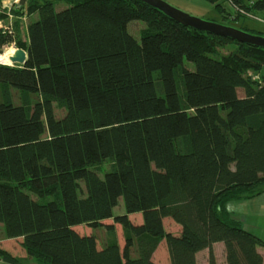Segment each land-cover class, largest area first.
Segmentation results:
<instances>
[{"label":"trees","instance_id":"trees-1","mask_svg":"<svg viewBox=\"0 0 264 264\" xmlns=\"http://www.w3.org/2000/svg\"><path fill=\"white\" fill-rule=\"evenodd\" d=\"M54 1L68 7L37 5L27 41H16L25 64H0L6 238L22 239L27 257L45 264H153L162 240L170 264H196L204 250L216 264L220 243L226 264H263L264 243L225 206L264 192V50L184 28L138 0ZM225 1L235 24L264 22V0ZM132 22L146 26L140 42L127 32ZM8 35L0 33V53ZM217 43L236 50L216 59ZM105 161L113 167L100 178ZM166 219L177 235L165 232ZM115 225L128 235L122 251L116 243L99 250L75 230Z\"/></svg>","mask_w":264,"mask_h":264},{"label":"rangeland","instance_id":"rangeland-1","mask_svg":"<svg viewBox=\"0 0 264 264\" xmlns=\"http://www.w3.org/2000/svg\"><path fill=\"white\" fill-rule=\"evenodd\" d=\"M0 0V33L5 35H10L12 37V44L3 48L2 53L0 56L3 55H10L19 49H23L20 46L16 45V41L20 40V42H26V28L27 26L37 20V15L34 13H30L31 10L36 8L37 5L42 4L46 1L53 2L55 11L59 12L68 6L61 2H56L54 0H24V3L21 4L23 0ZM168 4L169 6L186 13L192 17L198 18L203 21L213 22L222 25H232L231 27L243 29L247 31L249 34L264 37V22L258 17L260 16L263 18L262 14H257L258 18L256 19H240V21L235 24L232 20L233 15L230 16L229 13V4L225 0H220L217 3H209L204 0H161ZM251 4L250 2H247ZM222 6L219 12H217V6ZM241 25H244L241 27ZM146 26L141 22H132L127 26V32L130 36H132L137 42H140V36L143 31H145ZM13 34L14 36H12ZM8 35V36H9ZM236 47L234 44H223L217 43V55L216 59L222 60L229 56L231 53L235 52ZM9 57V58H10ZM6 66H19V65H12L10 63H0ZM184 66L189 69L193 70V67L185 63ZM245 77H250L255 81H259L261 79V74H256L253 72H247ZM238 96L243 97L242 91H238ZM55 115L58 118L63 117L64 112L57 107H55ZM113 163L112 161H105L98 169L97 173L100 178L110 172L112 170ZM28 195L35 201L38 199L32 194L31 192H26ZM114 215H125L124 210V203L123 200L120 199L117 208L114 209ZM129 220L133 224H140L142 223V217L140 214L138 215H131L128 217ZM242 219V218H241ZM244 222V218L242 219ZM260 224L264 228V220L261 219ZM104 225H111L112 221H105L103 222ZM245 224L242 223L243 229L245 228ZM164 230L166 233H170L172 235H177L179 233V227L174 225L170 220L166 219L163 221ZM80 235L85 236H94L97 242V248L101 250L102 248L106 247V245L110 243H116L120 250L122 251L126 238L127 233L121 228L119 225H115L113 227V232H108L104 228H99L92 230L86 226H79L75 229ZM260 234V232H256ZM257 234V235H258ZM134 246L130 250V258L136 259L137 258V251L135 241L133 240ZM0 252L4 253L5 255L9 256L13 261H16L15 264H45L38 259H30L27 257L24 249L22 248V239L17 240H8L5 236L4 229L0 225ZM153 264H170L169 257L165 245V241H160L158 248L153 254L152 257ZM0 264H4V261L0 259Z\"/></svg>","mask_w":264,"mask_h":264},{"label":"water","instance_id":"water-1","mask_svg":"<svg viewBox=\"0 0 264 264\" xmlns=\"http://www.w3.org/2000/svg\"><path fill=\"white\" fill-rule=\"evenodd\" d=\"M138 1L158 11L174 23L184 28L201 32L206 35L227 39L248 47L264 50V37L252 35L231 26L200 20L169 6L161 0ZM23 3L24 0L21 2V4ZM26 59V52L22 49H19L12 54L10 57V62L12 65L15 64L23 66L26 62Z\"/></svg>","mask_w":264,"mask_h":264},{"label":"crops","instance_id":"crops-1","mask_svg":"<svg viewBox=\"0 0 264 264\" xmlns=\"http://www.w3.org/2000/svg\"><path fill=\"white\" fill-rule=\"evenodd\" d=\"M225 208L231 218L241 224V227L242 223L245 224V228L243 229L242 227L243 230L264 243V228L259 222L261 219L264 220V192L251 199L231 201L226 204ZM241 218H244V222ZM256 232H260V234ZM212 252L216 264H226L223 244L213 245ZM258 253L261 255L264 264V248H258ZM208 255V250L198 253L196 255V264H208Z\"/></svg>","mask_w":264,"mask_h":264},{"label":"bare ground","instance_id":"bare-ground-1","mask_svg":"<svg viewBox=\"0 0 264 264\" xmlns=\"http://www.w3.org/2000/svg\"><path fill=\"white\" fill-rule=\"evenodd\" d=\"M10 55H3L0 56V63L6 64V63H10Z\"/></svg>","mask_w":264,"mask_h":264},{"label":"built area","instance_id":"built-area-1","mask_svg":"<svg viewBox=\"0 0 264 264\" xmlns=\"http://www.w3.org/2000/svg\"><path fill=\"white\" fill-rule=\"evenodd\" d=\"M15 2H18V0H15L14 3H15ZM1 65H2V64H1Z\"/></svg>","mask_w":264,"mask_h":264}]
</instances>
